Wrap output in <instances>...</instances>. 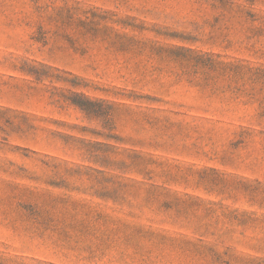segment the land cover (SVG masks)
Masks as SVG:
<instances>
[{
  "label": "rangeland",
  "instance_id": "rangeland-1",
  "mask_svg": "<svg viewBox=\"0 0 264 264\" xmlns=\"http://www.w3.org/2000/svg\"><path fill=\"white\" fill-rule=\"evenodd\" d=\"M249 68L264 0H0L2 263L264 264Z\"/></svg>",
  "mask_w": 264,
  "mask_h": 264
},
{
  "label": "trees",
  "instance_id": "trees-1",
  "mask_svg": "<svg viewBox=\"0 0 264 264\" xmlns=\"http://www.w3.org/2000/svg\"><path fill=\"white\" fill-rule=\"evenodd\" d=\"M242 69H243L242 66H235V67H233V71L235 73L240 72ZM247 72L250 73V75H251V77H252V79L254 81H258L260 79L259 76L264 77V75L262 74L263 73V70H260L258 68H253V69L252 68H249V69H247ZM0 264H3L1 260H0Z\"/></svg>",
  "mask_w": 264,
  "mask_h": 264
}]
</instances>
